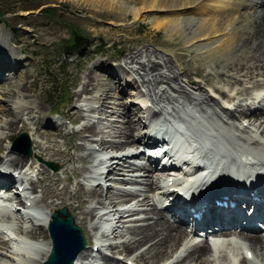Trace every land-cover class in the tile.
Here are the masks:
<instances>
[{
    "label": "bare ground",
    "instance_id": "6f19581e",
    "mask_svg": "<svg viewBox=\"0 0 264 264\" xmlns=\"http://www.w3.org/2000/svg\"><path fill=\"white\" fill-rule=\"evenodd\" d=\"M133 1L131 11L134 19L140 21L147 15L146 12L151 11V21L157 28L164 26L168 30L178 29L181 17L190 15L188 44L200 46L202 42L211 41L204 43L206 48L219 42L218 49L227 51L243 40L242 47L236 50L242 57L237 61L220 63L221 73L233 78L229 81L231 78L227 80L221 77L226 85L230 86L234 80L233 85L252 83L257 76H264V0ZM121 19L126 20L124 16ZM5 48L12 52L8 47ZM3 53V47L0 46V88H6L4 93L8 97L0 99V142L5 138L10 139L20 129H26L27 124L28 128H32L29 139L35 143L39 153H46L49 158L57 157L64 164L68 151L62 149L58 138L66 139L65 123L52 118L44 126L41 125L43 122H34L42 110L38 105L31 106L26 101L29 99L25 90L26 76L23 72L19 73L23 61L15 58L13 52ZM164 53L137 48L125 56L122 63L126 67L122 63L108 66L107 77L98 73L106 69L97 61L94 63L97 64V69L87 74L81 89L74 94L80 106L71 112L74 110L83 123L79 130H68L73 131L72 138L82 141L78 146L73 145V148L81 151L90 139L92 141L94 138L95 141L86 154L79 157L83 163L92 157L93 163L83 176L76 175L81 178L75 189L76 194L49 190V187L55 188L57 180L42 177V174L47 175V167L39 159H32L28 167H23L26 161L24 157L27 155L23 153L26 150L21 142L4 148L0 155V192L6 190L12 194L14 187L23 178H27L29 182L26 183L28 188L25 191H17L10 198L0 199V264H44L52 249L47 225L57 210L52 213V210L38 208L40 201L51 207L53 203L48 202L44 198L46 196L56 197L53 202L59 199L61 203L58 205H63L67 198L78 199L77 205H66L85 231L89 232L87 246H91V249L86 251V248L80 252L74 264H95L98 259L94 255H99L101 261L109 258V264H121L122 261L124 264H188L190 261H195L196 264H264V233L261 232L264 230V92H254L253 94L258 93L254 100L239 105L240 101L236 100L239 99L236 96L243 92L249 94V88L229 94V88L224 90L220 85L213 84L211 78L207 79L208 74L203 75L200 70L187 74L188 80L193 76L197 77L198 88L190 85L191 89L188 83L192 81L183 83L170 58L165 57L167 52ZM10 62L13 64L10 65ZM116 68L122 70L121 78ZM215 70L214 75L219 72L218 66H215ZM17 75L19 79L15 80ZM119 78L122 88L117 81ZM99 80L107 81L100 83ZM202 81L210 89H204L200 84ZM147 82L153 90L154 98H148L145 94L146 89L143 87ZM253 83L254 87L264 85L263 82ZM9 86L14 87L13 91ZM129 86L138 90L128 102L123 96ZM89 90L91 92L87 94ZM115 93L116 100L112 96ZM217 93L225 98L224 102L219 101L215 95ZM84 94L87 96L83 97ZM164 98L167 104L161 106ZM243 107H247L246 111L242 110ZM188 111L193 119L188 126L187 137L182 139L177 134V129H168L162 120L165 115L174 112L184 121L182 116ZM76 114L73 112V116ZM198 115L205 119L202 120ZM112 116L117 119L107 120ZM104 120L107 122L104 123ZM19 123L22 125L19 126ZM114 126L117 127L114 132L106 130L109 127L114 129ZM139 126L144 132L138 129ZM164 128L170 131L168 136L175 147L184 153L188 152L187 147L183 148L186 141L194 138L201 153L198 159L209 164L212 182L228 189L225 193H230L228 199H224L227 207L216 206L212 201L214 196L211 195L201 202L194 200L192 203L206 202L204 207L195 210L202 214L201 220L196 221L192 215L177 213H188L189 209L195 207L192 203L186 206L178 203L174 208L165 209V205H160L170 199L172 202L178 190L169 193V188L182 185L183 182L177 178H169L170 173L162 170L160 164L150 162L151 156L147 157L148 154L141 150V146L157 148L152 146L156 142L153 132L159 133ZM34 135L39 140L34 141ZM115 138L123 139L118 141ZM14 149L22 154H16ZM0 150L3 148L0 147ZM254 167L256 170H253ZM74 171V174H80L81 168ZM36 175L38 179L34 178ZM108 177L113 178L111 185L104 182ZM49 180L44 187L43 183ZM87 181L92 184L88 185ZM249 184L251 187L247 188ZM141 185L144 186L143 190L141 187L137 188ZM220 187L216 188V196L222 195ZM235 192L244 196H236L233 194ZM117 195L119 201L115 200ZM255 197H258L257 201H253ZM29 202L33 204V209L42 210V213L33 215L21 210L20 206ZM89 203L95 204L86 208ZM9 204L14 206V210ZM99 204L102 206L98 207ZM38 215L44 217L42 223L37 222ZM128 217L131 224L125 226V219ZM187 221L194 227L202 225V230L207 234L221 239L212 243L198 233L197 236L195 233H188L185 227ZM133 222L137 224H132ZM7 226L28 238L22 237L12 242L15 235L6 229ZM94 246L98 249L95 250ZM145 246L147 247L143 248ZM213 247L220 252L218 258L215 254H209ZM109 249L112 253L108 252Z\"/></svg>",
    "mask_w": 264,
    "mask_h": 264
},
{
    "label": "rangeland",
    "instance_id": "374dc122",
    "mask_svg": "<svg viewBox=\"0 0 264 264\" xmlns=\"http://www.w3.org/2000/svg\"><path fill=\"white\" fill-rule=\"evenodd\" d=\"M112 1L113 2H111V0H103V2H95V0H0V31L2 35H0V46L3 47L5 54L13 52L15 58H21L23 61L21 62L22 69L19 73L23 72L22 74L26 76L25 82L27 85L25 90H27L26 93L29 96V99H26V101H28L31 106L38 105L42 110V112L38 114L40 119L37 117L34 119V122L38 121L40 124L43 122L41 125L44 126L43 124L48 125L52 118L54 121L64 122L66 129L63 128L66 131L80 128L83 121H80V116L77 115L74 110L71 112L72 109L80 106V102L76 101L77 99L74 97V94L81 89L80 86L85 80L87 74L91 70L97 69L98 66L94 63L99 61L102 64L106 70L98 73L104 74L107 77L109 74L108 66H117L119 63H122L125 56L129 52L135 51L137 48L142 50L148 48L149 50L156 52H165L164 54L167 52V56L165 57L170 58L171 64L174 68L176 67V72L180 75L183 83L186 84L192 81V83H188L190 88V85L196 89L198 88L197 77L193 76L191 80H188L187 74L188 72L195 73L198 70H200L203 75L208 74L207 79L211 78L213 84L220 85L224 90L229 88V94L233 91L238 92L242 91L244 88H249V94L243 92L236 96L239 99H236L235 97L237 101H240L239 105L250 103L254 100L258 94H253L254 92H264V85L254 87L253 83V81L264 83V76H257L252 83L246 82L242 84L241 82L240 84L233 85L232 82H234V80L229 84L230 86L226 85L224 80H221V77L227 80L231 77L225 75L223 72L221 73L222 67L220 66V63L233 60L237 61L241 55L239 52H236V50L242 47L243 40L238 46L235 44L233 48L232 45L227 51L218 49L219 42H216V44L213 43L212 45L210 44V46H206V48L204 43L208 44L211 41L202 42L199 44L200 46H195L196 44L194 45L192 43L188 44L189 42L187 40L191 31L190 15L181 17L178 29L168 30L167 28L165 29L164 26L157 28L153 25L151 21V15L153 12L151 11L146 12L147 15L140 21L134 19L131 11L132 6L134 5L133 0ZM120 9L123 12H121ZM122 16H124L126 20L121 19ZM72 30H77L83 37L87 38L90 47L84 50L79 56L67 58L66 53L62 50V45L69 40ZM244 38H246V35ZM5 47L11 49L12 52L6 50ZM11 64L13 63L10 62V65ZM122 66L125 65L122 63ZM215 66H218L219 72L214 75L213 73L216 71ZM116 69H118L116 72L121 78L122 70L120 68ZM120 78L117 81L122 88L123 86L121 85ZM14 79L18 80L19 76H15ZM232 79L233 78L229 81ZM106 81L107 80H99L100 83ZM200 84L204 89H210L204 81ZM9 87L13 91L14 87ZM163 87L164 86H162V88ZM143 88L146 89L145 94L148 95V98L155 97L148 82ZM5 89L6 88H0V99L3 97L8 99V97H6L7 94L4 93V91H6ZM119 90L121 91V89ZM137 90L138 89H135L132 86H129V89L126 88L123 96L124 99L126 98L129 102L130 99L134 97ZM90 92L91 91L89 90L86 93L89 94ZM215 95L220 102H224L225 98L219 95V93ZM86 96V94L83 95V97ZM112 96L114 97V100H116V93L112 94ZM83 102L86 103V101ZM108 102H110L109 99ZM161 103V106L167 104L165 98ZM232 107L235 109L234 103H232ZM246 109L247 107L242 108V110L245 111ZM73 112L76 115L73 116ZM67 113L70 115H67ZM138 118H140V116ZM115 119H117V117L112 116L107 120L114 121ZM105 122L107 121L104 120V123ZM21 125L22 123H19V126ZM25 126L26 129H20V131L13 134L10 139L5 138L1 140L0 147H2L3 150H0V155L4 152L6 146L13 144V140L16 136L24 132L31 135L30 132L32 131V128H28L27 124H25ZM139 127L140 128L138 129H141V126ZM113 128L114 129L109 127L106 128V130L114 132L117 127L114 126ZM141 130L144 132V129ZM66 131V139L58 138L62 143V149H67L68 151V156L65 157L66 160L64 164L61 159L57 157L49 158L48 154L39 153V149L35 147V143H33L30 138L32 154L24 157L26 161L24 162L23 167H28L32 159H40L44 162L45 167L49 168L48 170L44 167L47 170V175L42 174V177L48 176L50 180H57L55 188L49 187L48 189L53 192L61 191L63 194L69 192L74 195L77 193V191L75 192V189L81 179L76 175L83 176V173H85L87 168L93 163L92 157H89L84 163L79 157L84 156L86 151L91 148L92 143L95 141L93 140L94 138L92 141L90 139L89 142L85 143V151H77L73 148V145L78 146L82 141L79 138H72L73 131ZM85 135L88 134L86 133ZM32 138L34 141L39 140L36 135L32 136ZM122 139L115 138V140L118 141ZM15 153L22 154L18 153L16 150ZM137 159H139V157H137ZM112 161L118 162L117 160ZM47 162L54 163L57 166V169L48 166ZM79 168H81V172H79L80 174H74V170ZM50 180L43 183V186H47ZM104 182L106 184L108 182V184L111 185L113 183V178L108 177ZM140 187L141 190L144 189V186L142 185L137 188L140 189ZM38 190H40V188H38ZM77 197L80 196L77 195ZM44 198L53 204L51 207H48L44 202L40 201L38 202V208H42L43 210L47 209L46 211H48V209L50 211L52 210V213L56 209L65 206L67 207L68 204L75 206L77 205L76 200H78L77 198H67L63 205H58V203H61L59 199H57L56 202H53L56 197L49 198L46 196ZM115 200H120L118 195ZM94 204L95 203H89L86 208ZM101 206L102 205L99 204L98 207ZM71 213L75 218L76 224L81 227L87 243L90 239L89 232L85 231L84 226L80 224L75 214L73 212ZM129 220V217L125 219V226L131 224L128 222ZM132 224L137 223L133 222ZM44 234L46 240H48L46 232H44ZM203 239H205V237ZM208 239L213 243L212 237H209ZM147 246L143 248H146ZM90 249L91 246L88 247V250L86 251H89ZM108 252L112 253L111 249H109ZM241 252L243 253V251ZM209 254H215V257L218 258L220 252L213 247ZM108 259L109 258H105L101 264H109ZM189 260L190 258L187 259L186 262ZM120 263L124 264V261ZM129 263L130 262H128V264ZM188 264H196V262L190 261Z\"/></svg>",
    "mask_w": 264,
    "mask_h": 264
},
{
    "label": "water",
    "instance_id": "95a60500",
    "mask_svg": "<svg viewBox=\"0 0 264 264\" xmlns=\"http://www.w3.org/2000/svg\"><path fill=\"white\" fill-rule=\"evenodd\" d=\"M22 143L26 153H32L31 142L27 132L15 137L14 143ZM50 166L57 169L52 162ZM49 232L53 246L48 259L44 264H74L78 254L86 248V239L81 227L76 224L74 216L67 207L57 209L49 224Z\"/></svg>",
    "mask_w": 264,
    "mask_h": 264
},
{
    "label": "trees",
    "instance_id": "16d2710c",
    "mask_svg": "<svg viewBox=\"0 0 264 264\" xmlns=\"http://www.w3.org/2000/svg\"><path fill=\"white\" fill-rule=\"evenodd\" d=\"M89 47V40L83 37L77 30H72L69 40L62 45V50L66 53L67 58H72L73 56L81 55Z\"/></svg>",
    "mask_w": 264,
    "mask_h": 264
}]
</instances>
